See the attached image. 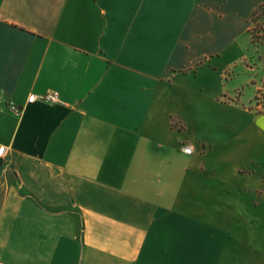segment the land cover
Returning <instances> with one entry per match:
<instances>
[{
  "label": "crops",
  "instance_id": "obj_1",
  "mask_svg": "<svg viewBox=\"0 0 264 264\" xmlns=\"http://www.w3.org/2000/svg\"><path fill=\"white\" fill-rule=\"evenodd\" d=\"M262 5L0 0V264H264Z\"/></svg>",
  "mask_w": 264,
  "mask_h": 264
},
{
  "label": "rangeland",
  "instance_id": "obj_2",
  "mask_svg": "<svg viewBox=\"0 0 264 264\" xmlns=\"http://www.w3.org/2000/svg\"><path fill=\"white\" fill-rule=\"evenodd\" d=\"M251 31L250 52L241 64L254 69L252 74L257 75L260 86L263 87L258 89L254 99V102H256L254 107L261 110L264 109V8L258 9L252 16ZM240 40L244 42V35L241 36Z\"/></svg>",
  "mask_w": 264,
  "mask_h": 264
},
{
  "label": "built area",
  "instance_id": "obj_3",
  "mask_svg": "<svg viewBox=\"0 0 264 264\" xmlns=\"http://www.w3.org/2000/svg\"><path fill=\"white\" fill-rule=\"evenodd\" d=\"M38 99H40L42 101L49 102V103H58L60 101V94L57 91L48 92V93L42 95L41 97H38L36 94H32V95H30L28 102H34ZM8 106H9L10 111H12L16 114H21V112L23 110V108L21 106H18L15 103H10ZM5 150H6L5 146L0 147V155H3ZM182 150L186 153H189V154L193 153L192 146H190L188 144H184L182 146Z\"/></svg>",
  "mask_w": 264,
  "mask_h": 264
},
{
  "label": "trees",
  "instance_id": "obj_4",
  "mask_svg": "<svg viewBox=\"0 0 264 264\" xmlns=\"http://www.w3.org/2000/svg\"><path fill=\"white\" fill-rule=\"evenodd\" d=\"M260 8H264V5H262ZM260 8H259V9H260ZM257 10H258V9H257ZM257 10H256V11H257ZM256 11H254V13H255ZM254 13H253V15H254ZM253 15H252V16H253ZM250 33L252 34L251 29H250Z\"/></svg>",
  "mask_w": 264,
  "mask_h": 264
}]
</instances>
